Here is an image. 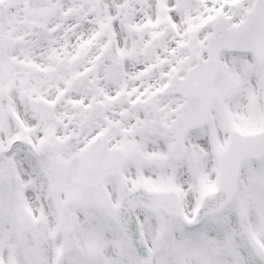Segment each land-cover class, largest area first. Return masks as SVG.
Instances as JSON below:
<instances>
[{
    "label": "snow or ice",
    "instance_id": "6c2138e0",
    "mask_svg": "<svg viewBox=\"0 0 264 264\" xmlns=\"http://www.w3.org/2000/svg\"><path fill=\"white\" fill-rule=\"evenodd\" d=\"M0 264H264V0H0Z\"/></svg>",
    "mask_w": 264,
    "mask_h": 264
}]
</instances>
